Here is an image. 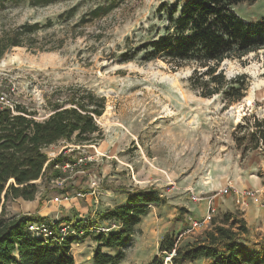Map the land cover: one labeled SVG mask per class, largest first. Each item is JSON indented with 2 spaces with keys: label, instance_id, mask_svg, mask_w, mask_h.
<instances>
[{
  "label": "rangeland",
  "instance_id": "obj_1",
  "mask_svg": "<svg viewBox=\"0 0 264 264\" xmlns=\"http://www.w3.org/2000/svg\"><path fill=\"white\" fill-rule=\"evenodd\" d=\"M185 1L121 0L97 19L89 13L106 0H54L36 6L18 0L0 9V37L37 26L22 36V47L10 48L0 59V92L15 106L42 121L53 105L69 107L68 100L81 91L104 99L103 114L94 119L100 131L95 141H61L45 148L49 160L62 155V162L35 182L33 200H11L5 210L7 218L29 214L45 217V223L95 225L94 233L77 235L71 245L76 264H92L94 237L116 230L112 227L117 223L102 216L134 191L148 189L157 190L164 201L149 206L124 249L123 264H151L154 258L166 264L170 253L159 251V244L167 235L176 248L202 239L210 224L192 230L189 219L204 218L203 199L212 196V220L239 215L248 229L240 241L264 252V146L259 142L254 149L251 137L254 119L264 117V49L220 64L217 72L226 80L239 79L247 87L234 103L221 95L201 97L190 82L195 64L175 67L159 59L145 61L143 52L137 53L164 33L169 10L176 6L177 17ZM233 11L256 22L264 19V0ZM126 57L130 60L124 61ZM57 179L63 184H55ZM229 183L232 189L220 193ZM246 189L257 192L258 202L237 205L235 190ZM192 194L202 200L194 203ZM66 195L68 201H62Z\"/></svg>",
  "mask_w": 264,
  "mask_h": 264
},
{
  "label": "trees",
  "instance_id": "obj_2",
  "mask_svg": "<svg viewBox=\"0 0 264 264\" xmlns=\"http://www.w3.org/2000/svg\"><path fill=\"white\" fill-rule=\"evenodd\" d=\"M18 0H0V9ZM30 5H46L54 0H28ZM89 13L91 19L108 14L121 0H106ZM256 0H186L177 17V7L169 10L168 26L162 35L144 43L137 50L143 60L159 59L175 67L193 63L196 68L190 77L191 86L200 96L221 95L229 103L244 97L246 86L239 79L226 80L218 73L220 64L229 59H240L264 49V19L244 21L233 8ZM0 37V59L13 47H22V36L37 30L36 25L23 26ZM130 60L126 57L124 61ZM200 69V70H199ZM243 79V78H241ZM51 107L50 115L38 121L33 113L20 106L14 112L0 106V264H76L70 252L77 236L68 235L62 241H47L27 231L30 223H45L40 215H19L7 218L6 205L11 200H33L37 193L36 181L42 180L58 163L62 155L49 160L44 149L58 142L90 145L100 133L94 119L104 111V99L89 91ZM254 149L264 146V117L254 119L251 135ZM163 198L155 189L136 190L124 204L106 212L102 218L117 223L109 233H97L92 264H122L124 249L137 232L136 227L148 213L149 206H159ZM213 221V220H212ZM210 223L202 239L194 244L176 248L168 235L159 251L175 255L174 263H192L199 259L208 264H264V252L250 250L240 238L248 233L243 219L237 214H226L219 222ZM63 224L55 221L57 227ZM76 234L94 233L95 225L71 223ZM103 250L114 251L104 252ZM151 264H162L154 258Z\"/></svg>",
  "mask_w": 264,
  "mask_h": 264
},
{
  "label": "built area",
  "instance_id": "obj_3",
  "mask_svg": "<svg viewBox=\"0 0 264 264\" xmlns=\"http://www.w3.org/2000/svg\"><path fill=\"white\" fill-rule=\"evenodd\" d=\"M0 72H4V70H0ZM0 106L3 108H6L12 112H14L15 109V105L14 103H12V101H10L7 98L6 94H3L0 92ZM68 167V165L66 166ZM55 184L57 185H62L63 184V180L61 179H57L56 181H54ZM232 189L231 183L227 184L226 187L220 192L222 194H227L228 191H230ZM257 192L253 191V190H242V191H237L235 190V200H236V204L240 205V206H244L246 204V200H251L254 202H258L259 198L258 195H256ZM69 196H63L61 198L62 201H68ZM215 196L212 197H206L205 199H203L207 205L206 208V215L204 216V218H202L201 220H193V219H189L190 220V229L192 230H204L207 228V225H209L212 221V218L216 212V209L213 207V200H214ZM191 200L194 203L200 202L202 199L200 197H198L197 195H191ZM55 202H60L59 198L55 199ZM112 228H116L117 229V225L113 226ZM113 230V229H112ZM27 231L31 233V235L35 236V237H42V239H45L47 241H62L66 236L68 235H74L77 236L79 234H76V232L73 230V228L71 227V224H61L59 226H55L54 222L52 223H30L29 225H27ZM110 232V229H105L104 232ZM102 232V231H101ZM175 253L174 251H172L166 261V264H172V258L174 257Z\"/></svg>",
  "mask_w": 264,
  "mask_h": 264
},
{
  "label": "crops",
  "instance_id": "obj_4",
  "mask_svg": "<svg viewBox=\"0 0 264 264\" xmlns=\"http://www.w3.org/2000/svg\"><path fill=\"white\" fill-rule=\"evenodd\" d=\"M140 224L136 227V230L138 231L140 229ZM124 254H126V250H124ZM123 264V263H122Z\"/></svg>",
  "mask_w": 264,
  "mask_h": 264
}]
</instances>
